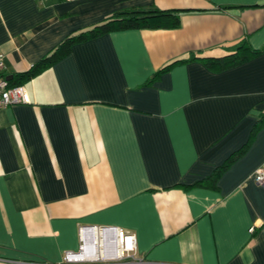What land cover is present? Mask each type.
Returning <instances> with one entry per match:
<instances>
[{"label": "crops", "instance_id": "obj_1", "mask_svg": "<svg viewBox=\"0 0 264 264\" xmlns=\"http://www.w3.org/2000/svg\"><path fill=\"white\" fill-rule=\"evenodd\" d=\"M152 7L179 10V25L75 43L21 84L29 103L0 108V264H60L81 250L82 226L96 228L86 249L112 226L158 264H264V186L253 181L264 120L250 133L264 115V0H0L2 73ZM241 41L261 52L222 70L178 61ZM248 140L213 187L193 186Z\"/></svg>", "mask_w": 264, "mask_h": 264}, {"label": "trees", "instance_id": "obj_2", "mask_svg": "<svg viewBox=\"0 0 264 264\" xmlns=\"http://www.w3.org/2000/svg\"><path fill=\"white\" fill-rule=\"evenodd\" d=\"M179 10L176 9H127L120 12H116L112 16L94 24L88 28L77 30L66 37H64L47 55H44L37 62L32 64L26 71L11 75L8 79L10 85H21L29 78L34 77L45 68L58 61L70 51L73 44L83 42L87 39L97 37L99 35L108 33L114 30L122 29H139V28H174L179 25ZM261 52V50L252 49L247 46L245 41H241L237 46V49L231 53L222 55L220 57H193L190 59H183L178 61H189L191 59L200 60L207 68L211 70H222L229 66L243 62L249 59L255 54ZM172 65L171 63L160 68L150 80H147L144 84H149L159 73L166 70ZM264 116H261L252 126L250 131L253 134L263 122ZM249 140L246 141L238 150L231 153L223 163L218 166L210 176L202 178L194 183L193 186L203 185L205 182L209 183V186L213 187V182L216 177L232 162L237 156H239L248 146Z\"/></svg>", "mask_w": 264, "mask_h": 264}, {"label": "built area", "instance_id": "obj_3", "mask_svg": "<svg viewBox=\"0 0 264 264\" xmlns=\"http://www.w3.org/2000/svg\"><path fill=\"white\" fill-rule=\"evenodd\" d=\"M3 62L0 53V108L11 104L29 103V97L22 85H10L8 79L2 73ZM264 116V115H263ZM253 181L264 186V163L253 172ZM96 230L94 226L79 227L78 232L82 239L79 252L65 251L60 264H79L91 262H116L124 260L127 264H158L149 261L136 252L135 240L132 234L126 233L118 228L107 226L99 227V237L93 239L90 248L83 245V238ZM252 227L248 229L249 232ZM86 259L88 261H86Z\"/></svg>", "mask_w": 264, "mask_h": 264}, {"label": "water", "instance_id": "obj_4", "mask_svg": "<svg viewBox=\"0 0 264 264\" xmlns=\"http://www.w3.org/2000/svg\"><path fill=\"white\" fill-rule=\"evenodd\" d=\"M6 78H10V76H6Z\"/></svg>", "mask_w": 264, "mask_h": 264}]
</instances>
